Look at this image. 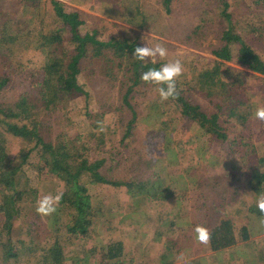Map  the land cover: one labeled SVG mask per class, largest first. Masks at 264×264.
I'll use <instances>...</instances> for the list:
<instances>
[{
	"label": "trees",
	"instance_id": "trees-1",
	"mask_svg": "<svg viewBox=\"0 0 264 264\" xmlns=\"http://www.w3.org/2000/svg\"><path fill=\"white\" fill-rule=\"evenodd\" d=\"M25 1L0 0V58L12 56L23 66L25 73L20 80L21 88L17 97L8 104L0 102V255L10 259L19 257L20 249L24 247L33 251V255L43 249L45 253L40 251L43 256L40 263L46 264L49 261L51 264H61L65 255L60 240L55 238L49 241L50 237L39 240L36 237L41 231H48V227L44 217L35 210L37 190L24 186L28 180L25 163L30 166L37 165L40 170L51 171L64 181L62 199L52 215L61 212L60 210L66 212L67 220L61 224L66 232L78 236L90 232L94 219L90 192L92 184L102 182L125 187L133 196L143 192L149 180L111 178L112 174L105 173L102 169L106 157L92 158L88 153L91 145L81 139V133H57L61 129L59 121L67 112L58 114V117L53 116L55 107L64 105L68 99L79 93L85 94L88 99L95 83L99 85V90L109 87L116 100L114 111L122 126L118 143L138 147L144 158L136 160L149 166L155 160L153 151L156 154L171 153L175 156L179 149H192V144L195 143L205 150L209 146H220L221 151L229 144L236 147L231 153L241 152L239 143H246L239 138L240 128L236 127L232 117L241 113L248 117L253 112L246 113L239 109L253 107L254 101L264 94V19L248 11L235 16L229 9L230 2L219 0L222 18L217 16V21L205 23L204 29L194 25L188 34L191 37L189 42L199 43L201 37H215L217 44L212 52L217 59L214 60L216 64H221L220 69L227 76L228 87L221 92L219 82L223 83L220 78L222 76L216 75L213 67L197 69L198 63H193L192 69L196 68V73L188 76V71H183L177 81L179 96L162 102L157 91L159 86L142 81L141 73L150 68H159L163 63H153L151 59L139 61L133 57L135 48L143 46L137 36H116L109 29L105 31L99 23L105 26L106 17H100L99 21L93 22V28L83 30L82 26L87 27L91 13L65 0H46L51 6L53 18L47 19L43 16L34 23L36 9L42 1L30 0L31 13L22 18L20 14ZM109 1H117L119 7L110 3L105 6L106 12L111 15L117 12L120 20L125 23L123 28L126 31H132L134 26L152 27L159 22L158 12L172 10L173 2L160 1L164 8L153 7L150 0ZM208 1L209 4L212 3L211 0ZM214 2L218 5V1ZM239 19L245 22L244 34L236 30ZM22 35H28L27 39ZM199 44L202 45L201 42ZM31 47L42 50L44 57L40 62L26 60L25 68V56L22 54ZM225 59L233 60L235 64L227 63ZM18 74L20 71H10L0 60V91L15 84ZM82 76L84 81L81 80ZM250 76H256L262 82L249 81ZM197 85L200 91H207L206 96L202 97L194 90ZM215 94L221 96L222 100L214 98ZM201 98H205L209 106L215 104L217 107L207 111L200 101ZM101 101L106 102L103 99ZM104 106L108 107L107 104ZM142 107H146L148 111L142 112ZM175 109L179 112L178 116L175 115ZM86 113L97 116L91 124L98 128V132L90 131V135L96 138L98 145L104 142L107 134L114 135L118 132L116 127L111 131L108 124L101 123L99 115H103V112L100 110L93 113L87 110ZM176 118L196 121L200 124L199 130L190 134L185 128V133L173 143L166 130L167 125ZM149 123H152L150 127ZM183 125L184 122L181 121V126ZM237 125L240 123L237 122ZM101 126L106 130L100 131ZM13 141L21 144L19 149L17 147V153L9 150ZM227 150L231 151L229 147ZM149 154L153 158H149ZM263 161L264 154L255 159L247 179L248 186L258 195L264 184V169L260 166ZM192 163L186 164V168H192ZM195 169V172L189 173L195 178L192 182L196 185L210 184L209 181L201 180V170ZM176 175L181 177L182 174ZM155 180L156 178L152 183ZM161 191L166 192L167 189L163 188ZM151 194L162 195L158 189H154ZM170 194L173 196V192ZM205 198L209 199L207 194ZM211 203L208 210L214 209L219 215L215 219L204 220V227L211 233L210 247H227L250 237V224H236L226 211L228 202L224 193L215 195ZM253 207L257 208L256 205ZM260 214L264 220V213ZM20 218L26 224L21 231L19 229L23 228V224L18 222ZM114 240H111L106 250L102 249L107 260L124 253L123 241ZM16 245L20 247L15 248ZM35 256L36 259L40 257L38 254Z\"/></svg>",
	"mask_w": 264,
	"mask_h": 264
},
{
	"label": "rangeland",
	"instance_id": "rangeland-1",
	"mask_svg": "<svg viewBox=\"0 0 264 264\" xmlns=\"http://www.w3.org/2000/svg\"><path fill=\"white\" fill-rule=\"evenodd\" d=\"M41 1L40 7L36 9L34 23L43 16L47 19L53 18L51 6L45 2L46 0ZM65 1L74 6L80 5L82 9L91 13L87 27L82 26L83 30L93 28L95 24L93 22L99 21L100 17H106L105 26L99 23L105 31L109 29L116 36H137L143 46L154 47L156 44H163L168 50V55L164 59L157 56L156 61L164 64L180 59L184 71H188V76L195 74L197 69L213 67L215 74L222 76L220 78L223 83L219 82L220 91L223 92L228 87L226 85L227 76L223 75L220 69L221 64H216L214 60L217 59L212 52V48L217 44L215 37H201L199 43L201 42L202 45H200L196 41L189 42L191 37L188 34L191 33L194 25L204 29L205 23L218 20L217 16L221 15L222 10L219 0H214L218 1V5L213 0L211 4L208 0H173L172 10L158 12L159 22L157 21L152 27L134 26L132 31H126V28H123L125 23L120 20L117 12L113 15L106 12L107 9L104 7L106 2L91 11L88 9L89 4L100 0ZM160 1L163 0H150V4L153 7L162 6ZM228 1L230 2L229 9L235 13V16L248 11L264 19V0ZM29 4L30 0L23 3L20 14L22 18H26V15L31 13ZM113 5L119 7L117 1H114ZM125 21L130 23L129 20ZM237 24L236 30L244 34L246 32L244 20L239 19ZM22 55L25 56V67L28 59L33 62L42 61L44 52L31 47ZM0 60L1 64L8 67L10 71H20L15 84L8 85L0 91V102L8 104L17 97L21 88L19 83L25 73H23V66L19 65L12 56L0 58ZM225 61L235 64L233 60L225 59ZM193 63H198L197 69H192ZM248 79L258 81V83L262 82L256 76H250ZM81 80H85L84 76ZM94 88L90 91L88 99L85 94L79 93L68 99L64 105L55 107L56 111L53 112V116L58 117V114L62 115L61 113L67 112L66 116L59 121L60 131H55L66 134L81 133V139L88 141L91 145L88 153L92 158L106 157L102 169L105 173H111V178H134L149 181L143 188V192L135 193L133 196L125 187H115L102 182L92 184L90 192L94 219L90 232L83 236L66 232L61 224L67 220L66 212L63 213L60 210L61 212L56 215L43 216L48 231H41L36 234V237L39 240L45 237H50L49 241L55 238L60 240L65 255L61 264H264V220L258 207L256 209L253 207V205L257 206L258 199L264 195V184L259 195L247 184L255 159L264 154V121L257 119L254 115L258 107H264V94L262 93L261 97L259 96L254 101L253 107L239 109L246 113L253 112L248 117L242 113L232 117L236 127L240 128L239 138L246 143V145L239 143L241 152L231 153L236 150V147L229 144H226V149L221 151L220 146H209L205 150L200 149L201 145L195 143L192 144V149L189 147L179 149L175 156L171 153L156 154L153 151L155 160L149 166L136 160L144 158L138 147L118 143L122 126L119 116L114 111L116 100H114L112 90L109 87L99 90V85L96 83ZM194 90L202 97L207 95L206 90L200 91L199 85L194 86ZM253 91H256V88H253ZM213 97L222 100L218 94ZM101 99L106 102H102ZM200 101L207 111L217 107L215 104L209 106L205 98H201ZM142 108V112L148 111L146 107ZM87 110L91 113L96 110L103 112V115H99L101 123L108 124L111 131L116 127L118 132L114 135L107 134L104 142L98 145L96 138L90 135V131L98 132V128L91 124L97 116L88 115ZM175 113L178 116L177 109ZM181 121L184 122L183 126H181ZM237 122L240 125H237ZM151 125L152 123H149V127ZM198 126L200 124L194 120L176 118L167 125L166 133H168L169 140L172 139L175 143L182 133H185L183 129L187 128L190 134H194L199 130ZM20 145L18 141H13L9 145V150L17 153ZM228 147L231 151L227 150ZM252 149L254 152L251 153ZM148 157H152V154ZM190 163H192V168L187 169L185 165H190ZM260 166L264 169V161ZM24 168L28 176L24 186L37 190V201L45 195L55 196L61 193L65 186L64 181L51 171L40 170L39 166H30L28 163L24 164ZM195 168L201 170L203 175L201 180L209 181L210 184L196 185L192 182L195 178L189 173L195 172ZM178 173L182 174L181 177L176 175ZM155 178L156 180L152 183ZM163 188L167 191H161ZM154 189H158L162 195L151 194ZM169 190L173 192V196ZM221 192L227 196L226 211L234 218L236 224H250V237L227 247L213 249L210 244L204 245L197 241L195 229L198 225L204 226V220L215 219L219 215L214 209L211 211L208 208L212 204L211 199L215 195L219 196ZM206 194L209 199L205 198ZM18 222L23 224V228L19 230H24L25 220L20 218ZM112 239L123 241L124 253L115 259L107 260L106 257L104 258L106 254H103L102 249L106 250ZM18 247L20 245L15 246V248ZM40 251L45 253L43 249ZM40 251L35 252L40 255L39 259H36L37 254L33 255V251L31 252L27 247L20 249L17 258L6 259L1 254L0 264H42L40 261L43 256ZM46 264H51V262L48 261Z\"/></svg>",
	"mask_w": 264,
	"mask_h": 264
},
{
	"label": "clouds",
	"instance_id": "clouds-1",
	"mask_svg": "<svg viewBox=\"0 0 264 264\" xmlns=\"http://www.w3.org/2000/svg\"><path fill=\"white\" fill-rule=\"evenodd\" d=\"M168 55V50L163 44H156L154 47L137 46L133 52V57L139 61L151 59L153 63L158 56L164 59ZM184 67L180 59H175L164 63L159 68H150L141 73V80L145 83L158 85V93L161 101L169 98L176 99L179 96L177 91V81L183 75ZM255 117L264 121V107H258L254 113ZM100 131L106 129L101 126ZM63 194L58 193L55 196L45 195L37 201L36 212L41 216H51L57 211V206L62 199ZM257 207L261 213H264V195H261L257 201ZM196 239L199 243L207 245L211 240V233L204 226H197L195 229Z\"/></svg>",
	"mask_w": 264,
	"mask_h": 264
},
{
	"label": "crops",
	"instance_id": "crops-1",
	"mask_svg": "<svg viewBox=\"0 0 264 264\" xmlns=\"http://www.w3.org/2000/svg\"><path fill=\"white\" fill-rule=\"evenodd\" d=\"M104 2H106V5H108V4H110V3L113 4L114 1L110 2L109 0H100V1H97V2H95V3H92V4H94V5L89 4V8H88V9L92 11L94 8H99L100 5H101L102 3L104 4ZM76 7L82 9V7H81L80 5H76ZM104 7H105V6H104ZM82 10H85V9H82Z\"/></svg>",
	"mask_w": 264,
	"mask_h": 264
}]
</instances>
